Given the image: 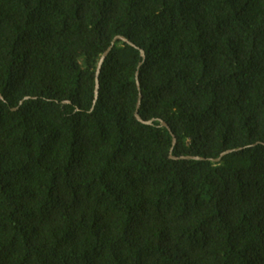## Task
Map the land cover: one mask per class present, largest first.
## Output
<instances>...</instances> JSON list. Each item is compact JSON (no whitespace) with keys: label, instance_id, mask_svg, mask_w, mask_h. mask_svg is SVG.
<instances>
[{"label":"trees","instance_id":"trees-1","mask_svg":"<svg viewBox=\"0 0 264 264\" xmlns=\"http://www.w3.org/2000/svg\"><path fill=\"white\" fill-rule=\"evenodd\" d=\"M0 93V264H264V0H0Z\"/></svg>","mask_w":264,"mask_h":264},{"label":"water","instance_id":"water-1","mask_svg":"<svg viewBox=\"0 0 264 264\" xmlns=\"http://www.w3.org/2000/svg\"><path fill=\"white\" fill-rule=\"evenodd\" d=\"M117 40H121L122 42H125V43H128V44H131L133 46L134 43H132L127 37L123 36V35H117L114 37V39L112 40L111 44L108 46V48L102 53V55L100 56L99 58V61H98V64H97V70H96V79H95V90H94V101H93V104H95L96 102V99L98 97V92H99V87H100V83H99V72H100V68H101V65L105 59V57L107 56V54L110 52V50L112 49L114 43L117 41ZM140 54L142 56V58L145 57V53H144V50L140 48ZM139 65H141V62L139 63ZM137 84H138V88H139V96H138V101H137V107H136V111H135V116L136 118L141 121L142 123H145V124H152L153 123V119H149V120H145L143 119L140 114H139V106L141 104V98H142V94H141V91H140V84H139V81H138V74H137ZM0 97L3 98L2 94L0 93ZM29 97H26L25 99H27ZM23 102V100L21 101V103ZM160 123L161 125L163 126H166L168 127V124L164 121V120H160ZM169 128V127H168ZM172 134V143H173V146L171 148V154H170V157L171 158H175V159H190V158H193V159H205L204 157H200V156H191V155H181V156H174L172 154V150H173V147L176 143V136ZM240 148H234V149H228V150H225L223 152L220 153V155L217 157V158H208V159H211V160H214V161H219L224 155L230 153V152H233V151H237L239 150Z\"/></svg>","mask_w":264,"mask_h":264}]
</instances>
